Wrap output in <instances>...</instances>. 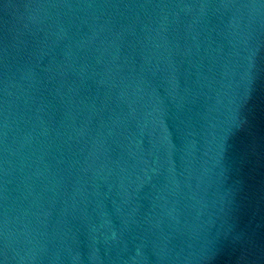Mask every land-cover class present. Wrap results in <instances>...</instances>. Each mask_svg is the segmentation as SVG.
Returning <instances> with one entry per match:
<instances>
[{"label": "water", "instance_id": "1", "mask_svg": "<svg viewBox=\"0 0 264 264\" xmlns=\"http://www.w3.org/2000/svg\"><path fill=\"white\" fill-rule=\"evenodd\" d=\"M0 264H264V0H0Z\"/></svg>", "mask_w": 264, "mask_h": 264}]
</instances>
